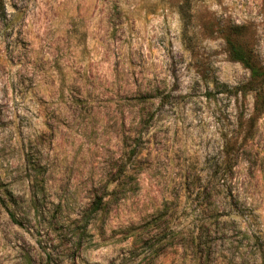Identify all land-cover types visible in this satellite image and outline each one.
<instances>
[{"label":"rangeland","instance_id":"374dc122","mask_svg":"<svg viewBox=\"0 0 264 264\" xmlns=\"http://www.w3.org/2000/svg\"><path fill=\"white\" fill-rule=\"evenodd\" d=\"M227 38L264 70V0H0V264H264Z\"/></svg>","mask_w":264,"mask_h":264},{"label":"trees","instance_id":"16d2710c","mask_svg":"<svg viewBox=\"0 0 264 264\" xmlns=\"http://www.w3.org/2000/svg\"><path fill=\"white\" fill-rule=\"evenodd\" d=\"M236 35L239 32L235 31ZM231 56L240 61L250 72V79L245 84L246 89H252L255 92L253 112L258 115L264 110V70L256 63L252 52L244 49L233 42L230 38L226 39ZM0 201H3L0 196Z\"/></svg>","mask_w":264,"mask_h":264}]
</instances>
